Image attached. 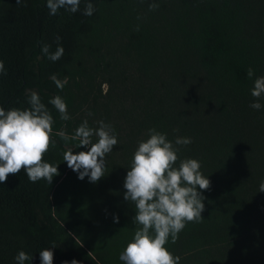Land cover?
<instances>
[{"label":"rangeland","instance_id":"1","mask_svg":"<svg viewBox=\"0 0 264 264\" xmlns=\"http://www.w3.org/2000/svg\"><path fill=\"white\" fill-rule=\"evenodd\" d=\"M16 1L0 0V25ZM91 2L94 14L84 15L60 42L64 48L61 59L53 62L41 51L31 60L25 89L26 94L35 90L53 115L56 143L48 152L56 157L58 172L64 175L61 183L72 194L74 214L82 219L81 225L65 227L39 208L36 214L56 248L71 261L123 264L119 256L138 227L133 223L135 207L124 199V180L138 141L146 139L153 127L173 142L177 136L190 137L192 143L181 147L180 158L205 162L200 137L213 114L211 88L201 66L200 44L188 42L179 23L187 16H197L212 0H198L194 8L182 0H158L155 11H149L153 0ZM56 48L57 43L50 45L49 51ZM54 74L61 80L68 78L62 91L50 79ZM57 95L68 105L71 119L67 121L49 103ZM192 98L199 104L191 105ZM85 119L93 128L101 120L111 123L118 134V145L106 156L105 176L96 183L88 177L78 179V173L63 160L68 148L75 154L88 147L76 148L78 141L65 144L55 135L60 131L74 135ZM193 232L186 225L176 243L167 247L180 257Z\"/></svg>","mask_w":264,"mask_h":264},{"label":"trees","instance_id":"2","mask_svg":"<svg viewBox=\"0 0 264 264\" xmlns=\"http://www.w3.org/2000/svg\"><path fill=\"white\" fill-rule=\"evenodd\" d=\"M194 8L198 0H182ZM80 10L63 8L49 15L46 0L15 2L0 25V59L6 75H0V106L5 110L29 107L25 89L30 82L29 65L44 45L66 39L84 17ZM258 7L260 14L258 18ZM188 42L200 44L201 66L211 88L213 114L200 137L205 155L202 173L210 180L202 221L188 223L193 230L185 243L180 264H264V99L254 102L251 89L264 76V0H212L197 16L179 23ZM254 69L253 78L247 75ZM199 100L192 98L191 105ZM46 162L56 165L53 153ZM64 175L35 183L22 169L0 183V264H16L21 250L41 264L39 252L53 245L47 228L36 214L39 208L65 227H79L72 194L63 186ZM170 243V241H169ZM55 245V244H54ZM53 264L71 260L52 248Z\"/></svg>","mask_w":264,"mask_h":264},{"label":"clouds","instance_id":"3","mask_svg":"<svg viewBox=\"0 0 264 264\" xmlns=\"http://www.w3.org/2000/svg\"><path fill=\"white\" fill-rule=\"evenodd\" d=\"M21 0H17L20 3ZM81 0H46L49 15L55 16L63 8L71 13L80 10ZM158 0L149 4V11L159 8ZM96 8L91 0H86L83 15L92 16ZM140 19V17H138ZM139 26H137V31ZM57 48L50 52V45L41 48L43 54L53 62L64 55L60 37L56 38ZM0 75H6L5 63L0 59ZM251 79L254 69L247 70ZM50 79L61 91L68 83V78ZM254 102L250 107L260 110L264 99V76L256 77L250 90ZM29 107L5 110L0 106V183L7 181L9 174H18L22 169L30 182L45 180L49 185L59 175L58 165L46 162L44 157L55 145L53 124L54 118L48 107L42 102L35 90H28ZM49 103L57 110L60 119H71L65 99L59 95L51 98ZM92 115L91 112L88 113ZM98 126H89L87 119L75 129L74 135L60 131L61 140L67 144L70 140L78 141L77 147H88L87 151L74 154L68 148L63 153L67 166L78 173V179L88 177L91 183L98 182L105 176L106 156L118 145V134L111 123L98 121ZM178 131V130H177ZM93 137L96 141L93 142ZM192 143L190 137L177 136L173 141L167 133L149 128L147 138L138 141L133 153L129 170L124 180L126 192L124 199L131 202L136 210L133 223L138 225L133 238L126 244L119 259L123 264H180L181 257L169 250V241L175 244L179 234L188 223L201 222L205 197L200 190L210 187V180L202 171V163L195 158L181 159L182 146ZM259 192H264V182L259 185ZM118 222V217H114ZM56 246L44 248L39 252L41 264H53ZM16 264H25L32 259L21 250L15 256ZM64 264H69L65 261ZM70 264H79L73 259Z\"/></svg>","mask_w":264,"mask_h":264}]
</instances>
